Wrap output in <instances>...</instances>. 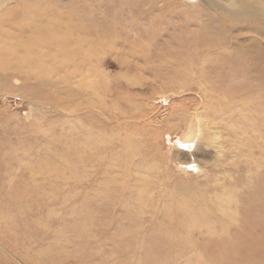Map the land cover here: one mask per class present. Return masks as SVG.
<instances>
[{
	"label": "rangeland",
	"instance_id": "374dc122",
	"mask_svg": "<svg viewBox=\"0 0 264 264\" xmlns=\"http://www.w3.org/2000/svg\"><path fill=\"white\" fill-rule=\"evenodd\" d=\"M0 15V264H264V63L218 59L264 44L248 23L199 0Z\"/></svg>",
	"mask_w": 264,
	"mask_h": 264
},
{
	"label": "bare ground",
	"instance_id": "6f19581e",
	"mask_svg": "<svg viewBox=\"0 0 264 264\" xmlns=\"http://www.w3.org/2000/svg\"><path fill=\"white\" fill-rule=\"evenodd\" d=\"M14 1L15 0H0V12L2 13L10 4L14 3ZM24 1L25 0H23V2ZM199 1H201V2L204 1L206 3V5H208V8H210V9L215 8V7L222 9L224 14L229 15L232 19H234L236 21L248 23L249 24V29H251L252 31H256L257 35L262 40H264V26H262L263 23L260 21V20H264V12H263V10L261 8L264 5H262L260 3L261 2L260 0H258V2L255 1V6H256L255 8H254V6H252L253 4L249 5L246 2H244L246 0H244V1H240V0H199ZM248 3H250V2H248ZM13 7H15L14 4H13ZM27 7H28V5H27ZM11 8H12V6H11ZM28 9H29V7H28ZM11 12H12V10H11ZM8 13H7V15H8ZM0 17H1V15H0ZM8 17H9V15H8ZM252 24H254V25H252ZM258 40H259V38H258ZM260 42H262V41L259 40L258 44H256V45H253V46H250V47H247V48L244 47V51H243V49H241L242 52L239 55H237V53H235L236 56L231 57V58L230 57L226 58L225 56H219L218 59H220L219 61H222V63H230V64L237 63V62H239V63H248V64H251L253 67H257L258 64H260L259 63V59H262V61L264 63V46H263L264 44L261 43V45H262L261 46ZM222 45L224 46L225 44H222ZM204 65H205V63H204ZM229 107H231V106H229ZM225 108H227V107H225ZM228 110H230V108ZM247 119H249V118H247ZM232 121H234V120H232ZM233 124H235V123L233 122ZM227 127L229 128V130H230V128H232L229 125ZM201 137H202V130L200 128L199 121H198L197 117H195L194 119L192 118L190 120V122L188 124V127H187V130H186V133L180 138L179 141L182 143V147L187 146L188 150L189 149L190 150H195V149H197L198 141L201 139ZM195 140H197V141H195ZM182 150L188 151L187 149H182ZM256 194H257L256 196H255L254 193L251 194L253 196L252 199L254 201L255 209H256V213L254 214V221L256 223H259L260 225H263L264 224V221H263L264 220V189L257 190ZM202 198H203V195L198 193L197 195L194 196V199L196 200V203H194V204H187L186 203V204H183L182 206L178 207L179 211L182 212L183 216H185L186 218L189 219V222L191 224L193 223V220H194V214H196V212H201V211L204 210L197 203V200L200 199V201H202ZM259 210H260V212H259ZM221 226H222V230L223 231H225V232H227V231L230 232L231 231V234H232L233 229H231L230 226H228V225L225 226L224 224H222Z\"/></svg>",
	"mask_w": 264,
	"mask_h": 264
}]
</instances>
